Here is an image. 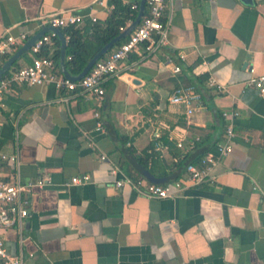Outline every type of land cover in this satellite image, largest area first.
<instances>
[{
	"label": "crops",
	"instance_id": "crops-1",
	"mask_svg": "<svg viewBox=\"0 0 264 264\" xmlns=\"http://www.w3.org/2000/svg\"><path fill=\"white\" fill-rule=\"evenodd\" d=\"M101 1L0 0V36L28 38L61 10L81 15L79 29L102 22L110 3ZM162 19L167 43L150 51L138 44L103 80L100 97L51 82L12 81L0 93V150L18 157L12 179L45 180L31 187L19 230L2 231L22 264H264V99L247 83L250 67L264 74V0H169ZM56 46L52 38L38 52ZM37 53L28 48L1 76ZM54 69L62 74L59 63ZM208 76L223 89L208 86ZM187 85L199 94L191 113L169 100ZM223 110L237 112L232 148L205 180L162 198L115 185L124 175L148 180L144 171L181 179L185 162L199 164L224 141ZM193 136L199 139L187 148ZM82 173L86 181L68 183Z\"/></svg>",
	"mask_w": 264,
	"mask_h": 264
},
{
	"label": "built area",
	"instance_id": "built-area-1",
	"mask_svg": "<svg viewBox=\"0 0 264 264\" xmlns=\"http://www.w3.org/2000/svg\"><path fill=\"white\" fill-rule=\"evenodd\" d=\"M102 3L101 0H96ZM130 2L131 9H137L138 3L131 0H121ZM169 0H144L146 12L142 14L138 23L130 30L126 38L119 42L113 49L107 51L103 56L98 57L88 68V70L77 79H69L63 74L54 69V63L48 56L35 55L29 63L21 65L11 70L7 75L0 77V93L6 89L12 81H22L27 84H43L51 82L56 88H65L69 90L79 89L81 91L94 94L100 97L104 93L103 80L110 74L116 72L119 63L124 60L130 51L136 50L140 43H145L147 50H154L158 46L167 43V28L166 21L162 19L164 4ZM112 7V3L108 8ZM95 19L94 16L91 17ZM82 20L80 14L71 10H61L49 14L44 24L56 27L69 24H76ZM131 21L127 19L125 24L119 26V30ZM55 33L46 31L37 37L29 46L32 53H37L40 48L48 44ZM56 36V35H55ZM27 36L24 32H20L17 36L5 34L0 36V57L9 54L13 46L21 44L26 40ZM182 57L183 54L179 52ZM178 69V65L174 66ZM250 76L247 78V83L253 85L258 94L264 99V74H254L252 68H249ZM208 86L216 90L223 89V85L216 81L213 76H208L206 80ZM171 102H182L185 106V112L191 113L194 103L199 100V94L190 85L178 86L174 88L169 96ZM237 112L235 110H223L221 115L227 119L224 133L225 139L223 142H218L214 145L215 152L208 150L199 159V164L186 162L183 166V176L181 179H174L166 182H151L143 177H130L124 175L121 179L115 180V185L119 186L122 183H127L136 192H139L148 197H167L181 188L184 184L196 185L208 177L209 166L214 163L217 156L229 152L232 148L233 129L231 119ZM97 115V112H95ZM100 123L97 122V127ZM154 146H159V131L152 132ZM199 139L198 136H193L187 141L186 147L191 148ZM175 144L178 147H183V136L176 137ZM100 158H104L103 152L99 154ZM18 161L17 152H5L0 150V264H22L20 254H10L7 252L2 231L15 226L20 228L22 218L28 213V204L30 202L29 193L31 187L36 184L41 186L45 180H37L35 183H23L17 178L12 179V169ZM6 165L8 169H2L1 166ZM116 168H111L114 173ZM47 180V177H45ZM88 175L85 173L71 175L68 183L78 184L86 181Z\"/></svg>",
	"mask_w": 264,
	"mask_h": 264
},
{
	"label": "trees",
	"instance_id": "trees-1",
	"mask_svg": "<svg viewBox=\"0 0 264 264\" xmlns=\"http://www.w3.org/2000/svg\"><path fill=\"white\" fill-rule=\"evenodd\" d=\"M135 1L139 2V0ZM108 2L112 3V7L109 9L104 21L89 22L81 29L75 27L73 24L59 27L62 35L66 36L64 64L70 74H77L100 46L120 32L119 26L126 19L134 17L136 13V9L130 8V2L121 0H109ZM145 12L146 10H144ZM53 38L57 41L55 35H53ZM123 39L118 40L115 44L121 42ZM38 54L48 56L52 59L54 65L58 66V46L55 47L50 55H45V52H38Z\"/></svg>",
	"mask_w": 264,
	"mask_h": 264
},
{
	"label": "water",
	"instance_id": "water-1",
	"mask_svg": "<svg viewBox=\"0 0 264 264\" xmlns=\"http://www.w3.org/2000/svg\"><path fill=\"white\" fill-rule=\"evenodd\" d=\"M144 11V0H139L138 3V9L134 16V18L131 20V22L122 29L118 34L113 36L111 39L106 41L102 46H100L93 54L92 56L85 62L81 70L77 74H70L66 69L64 65V57H65V39L61 33V30L52 25H46L41 27L39 30H37L35 33L31 34L24 42L16 49L12 54H10L0 65V76L9 68L10 64L23 52H25L29 46L33 43V41L39 37L42 33L46 31H53L56 35V37L59 39L60 42V49H59V68L62 74L69 78V79H77L81 77L88 68L92 65V63L97 59L101 54H103L113 43H115L117 40L125 36L127 33L130 32V30L138 23L140 17L142 16ZM186 163V162H185ZM184 163V164H185ZM144 175L146 178L151 182H164L167 177H156L149 173L148 171H144Z\"/></svg>",
	"mask_w": 264,
	"mask_h": 264
}]
</instances>
